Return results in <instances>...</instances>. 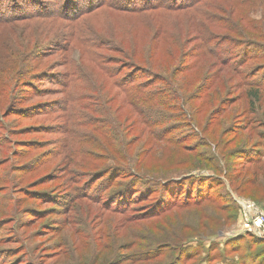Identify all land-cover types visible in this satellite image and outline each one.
<instances>
[{
  "label": "rangeland",
  "instance_id": "rangeland-1",
  "mask_svg": "<svg viewBox=\"0 0 264 264\" xmlns=\"http://www.w3.org/2000/svg\"><path fill=\"white\" fill-rule=\"evenodd\" d=\"M63 1L0 14V264H264V241L236 233L264 178L235 181L264 171V0ZM123 77L159 93L141 110L160 124L139 122ZM139 173L214 199L183 209V184L135 202Z\"/></svg>",
  "mask_w": 264,
  "mask_h": 264
},
{
  "label": "trees",
  "instance_id": "trees-1",
  "mask_svg": "<svg viewBox=\"0 0 264 264\" xmlns=\"http://www.w3.org/2000/svg\"><path fill=\"white\" fill-rule=\"evenodd\" d=\"M21 1H26V0H16V1L15 0H0V14L1 13L13 12V11H15V8H16L18 13H26L25 15L32 16V17L29 18L30 20L36 19L37 17H39V18L40 17H55V12L51 16L43 15L44 12L42 11V9L40 7H39V11H38L39 14L37 15V12H36L34 14V16H33V12H29V10L28 11L27 10L26 11L22 10L23 9V4H22V6H20V2ZM186 1L187 0H172L171 3H170L171 7L168 6L167 2L165 3V6L167 7V9H173L171 11L174 12L176 10L183 9L184 7H188V6H186V5H188ZM196 1H198V0H192L191 3L194 4ZM27 3L29 4V1H27ZM27 3H25L26 6H29V8H30V4L28 5ZM63 3L65 4V7L69 8L71 13L77 14L78 13L77 11L81 12L87 7L89 9V10L88 9L86 10L87 12L92 11L93 8H89V6H91L94 2L92 0H81V1H79V0H65V1L62 2V4ZM82 3H85V5L83 6ZM72 9H74V10H72ZM152 9L154 10V8H152ZM46 11H48V9ZM62 13H67V12H62ZM22 20L23 19H19V20L16 19V20H14V22H18V21H22ZM24 20H27V19H24ZM95 60H99L100 61L101 57L99 55H96L95 56ZM111 75L107 74V73L104 74V76L107 77L108 79H113L114 77H118L120 74H115V75L111 74ZM64 77H66V79L70 80L72 78V73H70V71H69L68 73H66L64 75ZM130 79H132V82L130 83V87H134V79L133 78H130ZM124 81H125L124 77L122 78L121 82L117 83L116 81H114L116 83L115 86H117L116 88L119 90L120 93L125 95L128 99L130 98L129 99L130 105L135 109V113L138 116L139 122L143 123L142 122L143 120H147V122L151 123L152 125H154V123L155 124H160L161 123L160 120H159L160 117H158V116H156L154 114L155 113V108H150V110L146 111L147 113H143L142 110H141V108H143V106H147L148 104H150L154 100V98H156L155 95L158 96L159 93L153 94L154 92L150 93L148 90H147L148 92H145V88L143 89L141 86H136L135 88H129L128 89L126 86L124 87ZM62 85H64V83ZM160 95H161V97L163 99H166V97H168L167 95H164L163 93L160 94ZM173 95L177 96V92L175 91L173 93ZM127 98H126V101H127ZM140 99H142V100H140ZM160 106H161V104H160ZM143 125H145V124L143 123ZM244 162H246V166L247 165H256V164H260L261 165V164H263V162L261 160H259V159L258 160H251V159L247 160V159L244 158ZM194 165L195 166H200L201 164L198 161V164H194ZM130 170H133V169L130 168ZM258 170H260V171L262 170L263 171L262 168H258ZM258 170H257V172L252 174V178H249V180H245L244 179V174H243L244 171L243 170H242L243 172H241V175L238 176L237 179H235L236 182H240L241 181V185L242 186L240 188V190H241L240 192L242 194L248 193L249 189L255 188V187L258 186L259 183H261L262 178H264V173L263 174H258V172H259ZM121 175L123 176L125 174H121ZM138 175H140L137 179H139V182H141V189H143L145 191V192H140V191L135 192L134 199H136V200H134V201L135 202L139 201V203L140 202H149V199H150L151 196H148V195L155 189V187H158L160 192H164L165 191V193H166L167 188L170 187V186H174V185L175 186H181V185L184 184V185H187V187H189L188 186L189 184H185L186 182H184V181H186V177L161 179L160 181L156 182L154 179H150L149 178L150 176H146L145 174H140L139 173ZM226 175H228V173ZM150 180H152V181H150ZM231 182H232V180H231ZM121 187H123V185ZM184 189H186L185 192H184L186 200H184V202L178 204V205H180L179 207H183V209L190 208V207L200 208V207L203 206L204 201L209 202V201L214 199V198L208 197V198H199L196 201H193L192 199H189L192 196L190 194L191 193V188L189 187V188H184ZM182 190L183 189L178 190V193H179V191H182ZM122 193L124 194V192H122ZM144 193H146V194H144ZM179 195L181 196L182 192H180ZM254 195H255V193H254ZM171 197H173V194L171 195ZM117 198L119 199V198H122V197L119 194V195H117ZM158 201H162V200L159 199ZM175 207H170V208L164 210L163 212L159 211V213L162 214V213L171 212V211L174 210L173 208H175ZM221 211H223V210H221ZM160 214H158L156 216H159ZM187 214H189V213H187ZM234 220H235V216L232 215L229 218V221L231 223ZM227 223H228L227 221H225V223L219 222L218 225L223 227ZM183 242H184L183 238L175 237V239L169 241V243H166V241H165V246L166 247H170L169 245H175L176 247H178L179 244L183 243ZM165 246L160 245V250H158V251H160V252H158V257L159 258L165 256V254L163 253L164 249L166 248Z\"/></svg>",
  "mask_w": 264,
  "mask_h": 264
},
{
  "label": "built area",
  "instance_id": "built-area-1",
  "mask_svg": "<svg viewBox=\"0 0 264 264\" xmlns=\"http://www.w3.org/2000/svg\"><path fill=\"white\" fill-rule=\"evenodd\" d=\"M237 235L248 234L264 241V210L250 200H240Z\"/></svg>",
  "mask_w": 264,
  "mask_h": 264
}]
</instances>
